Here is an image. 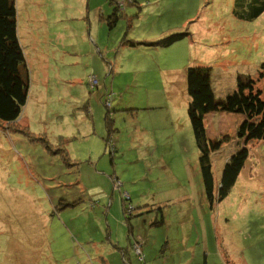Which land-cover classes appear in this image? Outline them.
<instances>
[{
	"label": "rangeland",
	"instance_id": "rangeland-1",
	"mask_svg": "<svg viewBox=\"0 0 264 264\" xmlns=\"http://www.w3.org/2000/svg\"><path fill=\"white\" fill-rule=\"evenodd\" d=\"M13 2L28 132L0 123V264H264V140L212 204L186 81L188 67L212 68L224 101L239 78L258 79L264 13L241 19L250 7L237 0ZM115 7L127 17L110 29ZM242 121L205 119L210 140L229 136L211 155L216 193Z\"/></svg>",
	"mask_w": 264,
	"mask_h": 264
},
{
	"label": "trees",
	"instance_id": "trees-1",
	"mask_svg": "<svg viewBox=\"0 0 264 264\" xmlns=\"http://www.w3.org/2000/svg\"><path fill=\"white\" fill-rule=\"evenodd\" d=\"M239 4L243 9L246 5L250 7L249 13H237L241 19L255 20L264 13V0H237L238 7ZM120 10L119 7H115L114 12L106 18L110 29L114 28L119 20L127 17ZM187 36V33L173 34L148 44L153 47L169 48ZM126 43L131 46L136 45L134 41H126ZM26 74L24 58L17 38L14 2L0 0V123L13 125L18 131L28 132L27 127H22L20 124V116L27 95ZM186 81L187 93L190 97L188 115L200 152L202 181L205 194L213 204L215 197L218 201L224 200L235 186L249 159L248 145L264 140V63L258 71V79L239 78L237 89L224 101L216 100L212 86V68L190 66L186 70ZM213 112L243 116V121L237 129V140L242 145L224 167L217 193L211 155L222 149L229 141V136L225 135L215 141L208 138L205 119ZM110 124L107 120L108 131L109 129L111 131ZM118 186L119 184L115 183V187L118 188ZM124 198V201H128L126 195ZM129 214L133 215L132 212ZM141 246V240H136L134 249L139 247L141 251ZM138 256L140 260H144L142 251Z\"/></svg>",
	"mask_w": 264,
	"mask_h": 264
},
{
	"label": "built area",
	"instance_id": "built-area-1",
	"mask_svg": "<svg viewBox=\"0 0 264 264\" xmlns=\"http://www.w3.org/2000/svg\"><path fill=\"white\" fill-rule=\"evenodd\" d=\"M91 82H92V88H94L95 86L98 85V80H97V78H95V77L91 78ZM135 250H136V253H137L138 255H141V251H140L139 247H136Z\"/></svg>",
	"mask_w": 264,
	"mask_h": 264
},
{
	"label": "crops",
	"instance_id": "crops-1",
	"mask_svg": "<svg viewBox=\"0 0 264 264\" xmlns=\"http://www.w3.org/2000/svg\"><path fill=\"white\" fill-rule=\"evenodd\" d=\"M135 2V1H134ZM210 114H212V113H210ZM210 114H208V115H210ZM208 115L206 116V117H208ZM142 241V240H141ZM218 244H219V241H218ZM141 245H142V242H141ZM219 257H221L222 259H223V263H225V255H224V253L221 251V249H220V253H219Z\"/></svg>",
	"mask_w": 264,
	"mask_h": 264
}]
</instances>
